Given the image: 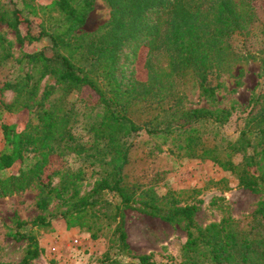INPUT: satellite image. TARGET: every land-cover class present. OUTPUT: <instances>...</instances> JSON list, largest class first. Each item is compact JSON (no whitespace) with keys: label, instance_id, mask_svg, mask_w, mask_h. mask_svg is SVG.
Returning a JSON list of instances; mask_svg holds the SVG:
<instances>
[{"label":"trees","instance_id":"trees-1","mask_svg":"<svg viewBox=\"0 0 264 264\" xmlns=\"http://www.w3.org/2000/svg\"><path fill=\"white\" fill-rule=\"evenodd\" d=\"M96 1L54 0L50 6L43 8L34 0H24L25 8L19 9L15 0H0V21L17 32V41L21 46L46 38L50 40L53 52L51 57L44 52L25 54L18 63L23 68L31 66V74L5 82L0 90V120L4 112L27 110L32 115L22 131L17 125L2 124L5 146L0 152V198L22 193L40 182L47 189V194L38 202L40 210L48 209L53 196L64 201L69 191L68 183L51 188V182L45 183L44 177L47 176L52 155L74 153L107 167L106 176L91 195L96 197L92 202L89 197H84L73 204L64 216L72 227H84L86 224L80 222L83 218L81 214L89 206L99 203L110 206V217L116 223L115 249H118L119 255L131 257L123 214L125 209H131L167 223H184L187 242L182 247L181 264H264V200L259 203L246 228L232 217L201 228L196 223L198 206L176 205L164 209L147 201H136L127 190L124 175L133 147L127 137L142 131L164 142L171 141L180 156H211L213 161H219L217 156H212L217 148L205 147L198 136L200 130L195 125L207 122L225 124L231 112L195 109L185 113L178 121L169 118L159 122L153 129L137 124L129 116V111L135 100L146 101L152 94L150 82L153 75L147 83L141 82L137 80L133 67L142 48H147L149 54L167 49L172 54L174 72L200 73L205 85L206 76L213 68L212 50L221 40L242 34L245 29L236 4L232 0H213L210 8L203 13L202 0H105L111 10L110 21L99 32L77 35L76 32L85 27ZM24 11L35 17H39L40 11L44 12V15H49L50 26L47 27L44 20L39 36H23L19 27L27 21ZM163 17H167L169 29L162 35L160 22ZM11 50L12 44L0 35L1 64L14 59ZM129 62L132 64V80L124 84L121 73ZM262 73L264 77V61ZM46 77L57 80L62 95L50 108H45L44 101L57 90L56 85L47 86L42 100L36 104L39 109L34 111L36 106H32L31 102L37 98L40 83ZM85 87L98 95L97 106L101 108V113L88 129L93 135V141L89 143L74 134L72 123L76 121L75 111L66 106V96ZM3 91L16 94L12 103L2 99ZM204 91L214 98V89L206 87ZM253 138L264 141V116L258 124L250 125L242 132L239 150L247 153ZM232 150L235 152L237 148L232 146ZM17 164L22 167L17 175H3ZM221 165L236 173L244 188L253 193L264 192V173L258 169L256 154L247 156L245 163L239 167L231 161L221 162ZM106 190L117 193L121 203L112 206L111 202L102 200V193ZM32 225L48 229L52 222L46 216H39ZM16 227L19 232L11 234L12 237L28 241L26 254L17 264H32L43 252L38 239L33 232H20L25 231L26 223L19 219ZM135 259L137 262L123 263L107 255L101 264H155L152 255ZM0 264L14 263L0 261Z\"/></svg>","mask_w":264,"mask_h":264},{"label":"rangeland","instance_id":"rangeland-1","mask_svg":"<svg viewBox=\"0 0 264 264\" xmlns=\"http://www.w3.org/2000/svg\"><path fill=\"white\" fill-rule=\"evenodd\" d=\"M53 1L34 0V3L46 8ZM232 1L243 17L245 29L242 34L221 40L212 50L213 68L206 76L205 85L202 84L200 73L174 72L172 54L167 49L149 54L147 48H142L133 67L137 80L141 82L147 83L151 74L153 75L150 82L152 94L146 101L135 100L129 111V116L137 124L153 129L159 122L168 121L169 118L174 122L178 121L185 113L195 109L231 112V117L225 124L207 122L195 125L200 130L198 136L205 147L217 148L212 156H217L218 162L213 161L211 156H180L171 141L164 142L147 131L127 137L133 147L124 175L127 190L134 195L135 200L147 201L164 209L176 205H196L199 207L196 223L201 228L220 223L228 217L240 221L241 227L246 228L259 203L264 200L263 191L253 193L244 188L236 173L221 165V162L231 161L239 167L245 163L247 156L256 154L258 169L264 173V141L253 138L252 147L248 148L247 153L239 150L242 132L250 125L258 124L261 116H264V0ZM15 2L19 9L25 8L24 0ZM212 2L213 0H202L203 13H206ZM52 15L55 16L56 13ZM24 17L27 21L19 27L23 36H39L44 20L46 26H50L49 15H44L42 11L39 17L24 11ZM110 19L111 10L105 0H97L85 27L76 34L91 35L99 32ZM160 23L163 35L169 29L167 17L161 18ZM0 35L12 44L11 53L14 56L7 64L0 63V90L5 82L13 81L20 75L31 74V66L23 68L18 63L25 54L44 52L49 57L53 55L49 39L21 46L17 41V32L1 21ZM131 68L132 64L129 62L122 69L124 84L132 80ZM49 85H56L57 90L44 101L45 108H50L62 95L57 80L46 77L40 83V92L35 101L31 102L32 106L42 100L43 92ZM206 87L215 90L214 98L204 91ZM1 94L8 104L16 97L12 91H3ZM98 99V95L88 87L66 96L67 108L75 111L76 121L72 123L74 134L85 143L93 141V135L88 129L101 113V108L97 106ZM37 109L39 107L36 106L34 111ZM31 117L27 110L2 114L0 152L5 146L2 124L17 125L18 130L22 131ZM232 146L237 148L235 152ZM21 168V164H17L3 175H17ZM106 168L93 159L59 152L51 156L44 182L50 181L51 188L68 183L69 191L64 196V201L53 196L49 200L48 209L40 210L38 202L47 194V189L40 182L34 183L22 193L0 198V261L17 264L26 254L28 241L11 235L19 232L16 227L19 219L26 223L25 231L20 232H33L43 251L32 264H101L107 255L123 263L137 262L135 257L152 255L155 264H181L182 247L187 242L183 222L167 223L138 211L125 209L123 214L131 248V257L128 258L119 255L118 249H115L116 223L110 217V206L107 204L89 206L81 214L83 218L80 222L86 226L70 225L64 213L84 197H89L90 202L96 198L91 195L105 178ZM101 199L111 202L112 206L121 203L119 195L108 190L102 193ZM39 216H46L52 226L48 229L33 227L32 222Z\"/></svg>","mask_w":264,"mask_h":264}]
</instances>
